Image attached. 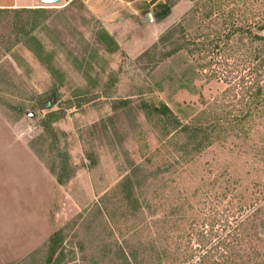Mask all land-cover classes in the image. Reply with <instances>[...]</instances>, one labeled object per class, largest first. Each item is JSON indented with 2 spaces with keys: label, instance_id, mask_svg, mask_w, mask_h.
<instances>
[{
  "label": "rangeland",
  "instance_id": "rangeland-1",
  "mask_svg": "<svg viewBox=\"0 0 264 264\" xmlns=\"http://www.w3.org/2000/svg\"><path fill=\"white\" fill-rule=\"evenodd\" d=\"M214 221L264 264V0H0V264H199Z\"/></svg>",
  "mask_w": 264,
  "mask_h": 264
},
{
  "label": "trees",
  "instance_id": "trees-1",
  "mask_svg": "<svg viewBox=\"0 0 264 264\" xmlns=\"http://www.w3.org/2000/svg\"><path fill=\"white\" fill-rule=\"evenodd\" d=\"M163 10L160 13H157V17L165 18L170 14L171 6L170 5H163ZM26 13H39L40 10H33V9H23ZM174 36H177L176 33H170L169 39H172ZM181 39L179 38L177 42H179V46L176 48V51L180 50H189L186 44L184 46H180ZM191 45V44H188ZM208 69L216 74L222 82L227 85L229 88L226 89V93H231L232 91H236L238 88H244L249 91H254L257 87L260 89L261 81H258L257 78L255 80L250 77L252 74H244L246 71L245 66L242 62L237 60H233L231 57L228 56H220L219 54L215 55L212 61L208 65ZM252 81V82H251ZM257 89V90H258ZM53 173H56V170H52ZM58 182L60 184L65 183L62 174L57 176ZM206 225V224H205ZM210 227V230L205 232L202 231L197 235L194 245L197 246L199 252V264H206L216 258H226L228 254V250L230 247L231 238L236 237L233 234L236 230L235 228H227L225 225L223 226L224 229L218 230V223L215 221L212 224H207ZM194 235V233H193ZM237 240V239H236Z\"/></svg>",
  "mask_w": 264,
  "mask_h": 264
},
{
  "label": "water",
  "instance_id": "water-1",
  "mask_svg": "<svg viewBox=\"0 0 264 264\" xmlns=\"http://www.w3.org/2000/svg\"><path fill=\"white\" fill-rule=\"evenodd\" d=\"M43 5H56L59 4L61 0H40ZM153 22V15L148 14L146 16V21L145 23H151ZM30 117H33V114L30 115Z\"/></svg>",
  "mask_w": 264,
  "mask_h": 264
},
{
  "label": "crops",
  "instance_id": "crops-1",
  "mask_svg": "<svg viewBox=\"0 0 264 264\" xmlns=\"http://www.w3.org/2000/svg\"><path fill=\"white\" fill-rule=\"evenodd\" d=\"M19 6V5H18ZM31 6V5H30ZM13 6H10V7H7V8H12ZM24 7V6H23ZM25 7H28V6H25Z\"/></svg>",
  "mask_w": 264,
  "mask_h": 264
}]
</instances>
